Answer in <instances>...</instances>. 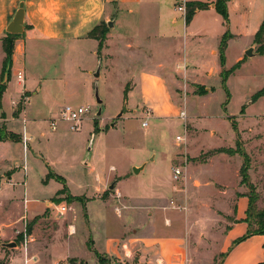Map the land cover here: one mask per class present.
Masks as SVG:
<instances>
[{
  "label": "rangeland",
  "instance_id": "374dc122",
  "mask_svg": "<svg viewBox=\"0 0 264 264\" xmlns=\"http://www.w3.org/2000/svg\"><path fill=\"white\" fill-rule=\"evenodd\" d=\"M159 1L168 9H172L170 7L177 5L178 2H183V0ZM261 1L242 0L241 9H236L231 15L229 12L228 26L223 20L224 29L226 31L228 29L232 35L225 51L226 70L232 69L242 61L250 40L247 35L234 37L232 28L238 27L241 30L246 26L251 29L258 18ZM182 6L185 7L186 14V4ZM169 27L168 32L164 33L167 34L165 37H153L144 43L131 40L135 47L131 49L134 53L130 59L139 68H143L152 67L159 61H166L171 65L177 60L182 61L186 54H189L193 68L198 71V78L205 81L206 85H202L193 72H186L184 69L167 71L168 87L175 105V113L164 119H155L147 108L141 106L138 108L139 113L135 112L132 99L134 95L138 97V91L134 92L135 94L128 92L132 87L131 81L128 82L126 75L118 68L111 70L107 68V60L102 51L96 57H78L75 54L60 59L48 57L46 58L48 61H45L46 68L41 67L39 71L29 70L30 78L42 90L33 93L31 99L24 96L17 103L16 109L24 112L29 105L31 115L27 116L28 120L34 118L36 124L34 127L31 122L27 123L30 132L33 133V137L29 133L32 139L28 141L27 147L30 149L27 148L25 152L23 147H20L12 156L15 157L12 164L17 161L25 166L27 178L19 179L18 182L21 184L16 185L18 200H14L12 188L0 189V225L7 224L15 213H19V204L24 203V188L27 189L25 199L31 201L30 205L36 206V203L40 202L44 207V201L51 199L56 206L44 215L23 220V227L15 231L13 241L20 250L27 252L28 242L33 244L45 238L43 241L46 243L50 235V238H54L52 244H56L52 251L53 256L62 258L77 252L86 256L88 250L84 248L85 245L91 248L93 244L92 237H89L87 231L90 202L97 205L103 201L107 205L110 219L116 222L115 218L121 220L124 211L127 213L135 207L147 210L144 204L148 203L135 201V198L144 200L147 195L149 197L150 194L159 193L166 195L164 203L159 204L160 221L169 228H180V231L183 224L192 222L194 228L190 235L194 244H200L202 264H208L213 257H215L213 264H220L222 257L217 253L223 243L227 221L219 217L221 212L219 205L225 202L227 196L212 195L216 189L226 188L218 183L234 185L236 173L239 172L240 190H245L248 194L253 189L258 196V209H264L263 203L260 202L264 191L262 138L259 131L248 130L255 117L264 116V100L252 102L253 96L264 88L263 62L259 56L250 58L246 56V62L230 75L226 90L221 80L223 68L219 55L223 36L194 37L200 31L196 22L190 31L192 37L185 45L183 25ZM117 29L114 30L116 33L125 32L124 28ZM102 34L98 32L97 36ZM132 35L137 34L133 32ZM259 48L258 45V52ZM212 50H216L217 54L213 55ZM92 60L96 69L100 60L103 65L101 78L97 80L99 98L103 101L101 117L97 116L99 106L95 96L96 84L92 85L93 80L88 79L87 74ZM212 67L215 74L210 77L212 74L208 75V71ZM205 92L208 94L201 96V93ZM250 102L252 104H249ZM67 105L74 108L89 107L90 113L85 115L80 129L76 132L69 129L68 122L60 120L57 122V129L53 130L51 123ZM125 107L127 111L118 119L117 116ZM181 113H185V119L181 117ZM230 117H234L238 122L241 133L240 151L248 157L245 185L241 184L240 175L244 163L243 156L207 155L218 148H236L237 138ZM144 122L148 123L147 127L142 126ZM0 134L6 136L1 125ZM177 137H181L182 141L179 142ZM9 156L6 148H0V160L3 157L9 159ZM86 161L92 165H84ZM187 164L195 166L189 167V170L202 182L210 181L209 187L201 189V184L189 188L183 185ZM5 166L0 162V169H5ZM140 167H143L142 171L135 174L134 168ZM177 167L183 172L179 180L173 178V168ZM111 186L114 188L111 189ZM230 204L233 208V203ZM60 205L68 209L64 215L56 210ZM162 212L167 213L168 217L165 215L163 218ZM214 216L217 220L212 218ZM73 226H79L81 230L77 229V240L80 241L77 244L81 246L79 249L68 246L69 238L76 236V233L72 232ZM201 234L205 236L203 238L206 243H200ZM98 259L100 262L99 257ZM76 262V259L68 258L59 264ZM101 262L111 264L110 257H102ZM3 264L6 262L3 261Z\"/></svg>",
  "mask_w": 264,
  "mask_h": 264
},
{
  "label": "crops",
  "instance_id": "0c3cea01",
  "mask_svg": "<svg viewBox=\"0 0 264 264\" xmlns=\"http://www.w3.org/2000/svg\"><path fill=\"white\" fill-rule=\"evenodd\" d=\"M216 1L183 0V2H178L177 5L174 4L170 7L172 9H168L159 0H0V84L2 85L4 82V78L2 82V71L6 56L3 49V39L7 36V27L12 22L21 2H24L25 11L24 32L15 35L10 80L7 82L0 103V125L7 137L3 141L0 139V148H6L11 156H9V159L3 157L0 160L1 163L6 165L5 169H0V189L2 187L12 188L14 200H18L16 185L21 184V182H18L19 179L27 178L25 166L20 165L17 161L12 164V160L15 158L12 156L16 154L20 147H23L26 152L28 147H24V138L31 140L33 137L27 123L31 122L34 127V124H36L34 118L28 120L27 116L31 115L28 108L29 103H27L28 106H26L24 112L22 110L19 112L16 109L17 103L24 96H29V99H31L33 93H39L42 90L30 78L29 70L39 71L41 67L46 68L45 61H48L46 60L48 57L60 59L73 54L78 57L98 56L99 40L90 37V33L96 27L106 24L108 27L106 40L101 51L105 54L107 68L109 70L118 68L121 73L126 75L128 82L131 81L132 83V87L128 92L138 91V97L134 95L135 97L133 96L132 99L136 113H139L138 108L141 106L147 108L150 115L155 119H164L175 113V105L168 87L167 71L184 69L186 72H193L195 78L202 85H206V82L198 78V71L193 68L189 54H186L182 61L177 60L171 65L166 61H159L153 66L151 65L152 67L139 68L131 60L132 53H134L131 49L135 47L131 40H139L140 43L148 42L153 37H165L167 34L164 33L168 32L167 29H170V25L173 28L177 25H183V41L186 45L192 37L190 31L196 22L199 24L198 29L200 31L194 37L207 38L214 35L222 37L226 30L223 26L222 16L215 9ZM241 1H228L230 15L236 9H241ZM188 2L209 4L208 9L195 13L190 24L186 23L185 12L179 10L180 7H184L182 5ZM110 22L113 23L112 27H109ZM261 27L264 28V0L261 1L258 18L254 26L251 29L243 26L241 30L238 27L236 29L232 28V32H234V37L247 35L250 40L245 50L253 48V57L259 56L264 65V53L259 54L258 44L255 42L256 34ZM117 28L122 30L124 28L125 32L116 33L114 30H118ZM133 32L137 35H132ZM135 44L141 46V44ZM68 52L70 53L68 54ZM212 54L216 55L217 51L212 50ZM242 60L243 65L246 62V54ZM147 63L151 64L150 62ZM99 65H101L99 77L101 78L102 60L99 61L97 69ZM95 66H93L92 60L87 72L88 79L93 80H90L93 86L97 83V79L94 77L97 71ZM170 66H172L171 69H168ZM19 72L24 74L23 81L18 80ZM210 74H212L210 77L215 74L213 67L208 71V75ZM260 99L264 100V96L256 100ZM252 102L249 104H252ZM249 129L251 132H254L253 129L259 131L264 152V116L255 117L251 126L248 127ZM205 164H207V161H205ZM187 166L184 186L186 185L189 188L201 184V189L209 187L210 181L202 182L196 177L195 173L190 172L189 167L195 168V166L192 164H187ZM238 181L239 172L236 173V183L234 185L228 186L218 183L226 188L224 190L216 189V192L212 191L214 197L227 196L225 202L219 205L221 211L220 214L218 213L219 217H223V220L225 219L227 222H225L224 227L223 243L217 254H220L221 257L224 256L220 264H261L264 262V235H255L234 245V242L243 237L248 231V224L244 220L249 207V198L247 192L245 190L241 191V188L238 187ZM99 182L102 183L101 179H99ZM24 184L26 186V182ZM26 195L27 189L24 188V203L19 204V213H15L7 224L0 225V262L5 261L6 264H59L71 258L77 260L75 264H100L98 257L108 256L111 264L203 263L200 257V244H194L190 235L194 228L191 225L192 222L183 224L180 231V228H169L160 221L158 216L160 212L158 210L159 204L164 203L166 195L159 193L150 194L149 197L147 195L144 200L135 198V201L147 202L148 204H144L147 206L145 207L147 210H139L138 207H135L136 209H130L127 213L124 211L121 220L115 218L116 222L110 219V213L106 209L107 205L103 201L98 200L102 203L97 205L95 202H90L88 204L89 227L87 231L89 237H92L93 244L91 248L85 245L84 248L88 250L86 256H82L78 252L65 255L62 258L53 256L52 251L56 244H52L54 238H50V235H48L46 243H44L45 238H43L44 241L33 244L28 242L27 252L20 250L19 246H16L18 249L4 247L3 244L14 241L15 231L22 229L24 219H33L38 215H44L56 206L53 201H50L51 199L44 201V207L41 206L42 203L40 202L36 203V206H32L30 205L31 201L25 199ZM260 202L263 203L262 207L264 208V191ZM230 203H233V208ZM131 213L132 215H129ZM165 215L167 218L168 214L162 212L163 218ZM212 218L217 220L215 216ZM77 227L73 226L72 228V232L76 233V236L69 238L68 246L79 249L81 246H79V243L77 244V242H80L79 239L77 240V229L78 231L81 230H79V226ZM176 230L178 231L176 232ZM203 237L205 236L201 234L200 243H206ZM214 258L208 264H213Z\"/></svg>",
  "mask_w": 264,
  "mask_h": 264
},
{
  "label": "trees",
  "instance_id": "16d2710c",
  "mask_svg": "<svg viewBox=\"0 0 264 264\" xmlns=\"http://www.w3.org/2000/svg\"><path fill=\"white\" fill-rule=\"evenodd\" d=\"M228 1L229 0H217L215 2V9L217 10V12L222 16L224 23L228 26L229 25V11H228ZM209 8V4H205V3H201V2H188L186 3V23L190 24V22L192 21L195 13L197 11L200 10H206ZM107 25L106 24H102L98 27H96L91 33H90V37L96 38L99 40V53H101V50L104 47L105 44V40H106V33H107ZM101 32L103 33L102 36H97V33ZM16 36L7 33V36L3 39V49L4 52L6 54L5 56V60H4V65H3V71H2V82H3V78L5 77V75H8V82L10 80V75H11V68H12V63H13V53H14V38ZM232 37L231 34H229V30L227 29L226 33L223 35L221 43H220V48H219V55H220V62L222 65V72H221V80H222V84L224 86V88L227 90V81L230 77V75L232 73H234L236 70H238L242 63L243 60L238 62L232 69L230 70H226L224 68L225 66V51L227 48V44H228V40ZM255 42L259 45V54H263L264 53V28L261 27L260 30L258 31V33L256 34V38H255ZM6 89V86L0 84V102L2 99V95L4 90ZM208 93H201V96H204ZM264 96V90L258 92L257 94H255L253 96V100L255 101L256 99L260 98ZM18 111L20 112L21 109H18ZM242 113H244V110L242 111ZM230 122L232 124V127L234 129V132L236 133V148H218L215 149L212 152H209L207 155L208 157L213 156L214 154H226L229 156H235L237 154H240L241 156L244 157V163L241 167L240 170V175L242 177V181L241 184L245 185L246 179H247V170H248V157L246 156V154L242 153L240 151L241 148V133L238 127V122L235 121L234 117H230ZM0 139L3 141L5 139H7L6 136H1L0 135ZM247 197L249 198V207L248 210L246 212V219L244 220V222H246L248 224V231L247 233L239 238L238 240H236L234 242V245H237L245 240H247L248 238L255 236V235H264V209L260 210L257 207V202H258V196L254 193V190L251 189V192L247 194ZM224 257V256H222ZM100 258V264H102L101 262V258L102 256H99ZM0 264H3V262H0ZM261 264H264L261 263Z\"/></svg>",
  "mask_w": 264,
  "mask_h": 264
},
{
  "label": "built area",
  "instance_id": "2783aa9c",
  "mask_svg": "<svg viewBox=\"0 0 264 264\" xmlns=\"http://www.w3.org/2000/svg\"><path fill=\"white\" fill-rule=\"evenodd\" d=\"M179 10L181 11H184L185 12V7H180ZM18 80L20 81H23L24 80V74L22 72H19L18 73ZM90 113V109L89 107H78V108H74L70 105H67L65 106L60 114H59V117L56 118L54 120V122L51 123V127L53 130H56L57 129V122L58 120L60 121H65V122H68L70 124V127L69 129L71 131H78L80 129V124L81 122L83 121V118L85 117V115L89 114ZM181 117L183 119L186 118V115L185 113H181ZM143 127H147L148 126V123L147 122H144L142 124ZM177 140L179 142L182 141V138L181 137H177ZM28 139L25 137L24 138V147L27 148V145H28ZM183 175V172H182V169L181 168H173V178L175 180H179L181 178V176ZM56 210L58 211V213H60L61 215H64L66 212H67V207L66 206H58L56 208Z\"/></svg>",
  "mask_w": 264,
  "mask_h": 264
},
{
  "label": "water",
  "instance_id": "95a60500",
  "mask_svg": "<svg viewBox=\"0 0 264 264\" xmlns=\"http://www.w3.org/2000/svg\"><path fill=\"white\" fill-rule=\"evenodd\" d=\"M24 16H25V11H24V2H21L20 5H19V9L18 11L16 12L12 22L9 24V26L7 27V33L9 34H12V35H20L24 32ZM113 26V23L110 22L109 23V27H112ZM246 56L247 57H253L254 56V49L253 48H250L246 51ZM100 72H101V65H99V68L97 69L96 73L94 74V77L98 80L99 77H100ZM7 82H8V75L6 74L5 75V78H4V82H3V85H7ZM99 88H98V84L96 83V86H95V96H96V99H97V104L99 106V110L97 112V116L98 117H101L102 115V104H103V101L99 98ZM127 111V108L125 107L124 111L120 112L119 115L117 116V118H121L123 115H124V112ZM114 124H112L111 127H113ZM84 165L88 166L89 165V162L86 161L84 162ZM143 167H140V168H134V172L135 174H139L141 171H142ZM114 186H111V189H113ZM4 247H7V248H14L17 246L16 243L12 242V243H6V244H3Z\"/></svg>",
  "mask_w": 264,
  "mask_h": 264
}]
</instances>
